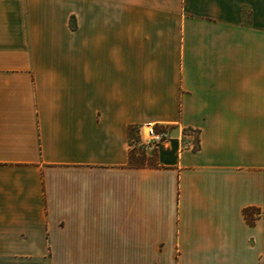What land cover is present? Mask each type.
Here are the masks:
<instances>
[{
  "label": "crops",
  "instance_id": "0c3cea01",
  "mask_svg": "<svg viewBox=\"0 0 264 264\" xmlns=\"http://www.w3.org/2000/svg\"><path fill=\"white\" fill-rule=\"evenodd\" d=\"M0 264H264V0H0Z\"/></svg>",
  "mask_w": 264,
  "mask_h": 264
},
{
  "label": "rangeland",
  "instance_id": "374dc122",
  "mask_svg": "<svg viewBox=\"0 0 264 264\" xmlns=\"http://www.w3.org/2000/svg\"><path fill=\"white\" fill-rule=\"evenodd\" d=\"M75 21H76V16L72 18V22L74 23ZM149 126L150 125H147L144 129H142L141 127L137 125L136 127H134V130L132 131L130 142H132L133 144H136V146H134L133 148V155H134L135 162H138V163L149 162L150 163V162H154L155 160L154 157L152 156V153L154 154L157 148H156V145H153V143L148 140L147 131H148ZM154 126L157 131L165 129V130H168L171 134L169 127L160 128V127H157L156 125ZM185 131H189V130L186 129ZM164 143L165 142L160 143V144L163 145Z\"/></svg>",
  "mask_w": 264,
  "mask_h": 264
},
{
  "label": "built area",
  "instance_id": "2783aa9c",
  "mask_svg": "<svg viewBox=\"0 0 264 264\" xmlns=\"http://www.w3.org/2000/svg\"><path fill=\"white\" fill-rule=\"evenodd\" d=\"M147 133L148 140L152 142L153 145H159L160 143L166 142L171 138V134L168 130L162 129L157 131L154 125L149 126Z\"/></svg>",
  "mask_w": 264,
  "mask_h": 264
},
{
  "label": "trees",
  "instance_id": "16d2710c",
  "mask_svg": "<svg viewBox=\"0 0 264 264\" xmlns=\"http://www.w3.org/2000/svg\"><path fill=\"white\" fill-rule=\"evenodd\" d=\"M137 125H130L129 126V134H130V137H131V134H132V131L134 130V127H136ZM132 160H134V155L132 154ZM142 164H145V163H142ZM152 164V163H150ZM254 214V209L253 208H247L245 210V215L248 219V221L253 224L254 223V218L252 217V215Z\"/></svg>",
  "mask_w": 264,
  "mask_h": 264
}]
</instances>
